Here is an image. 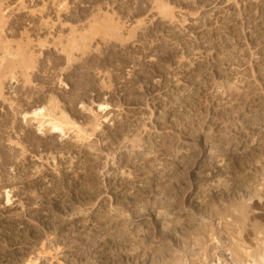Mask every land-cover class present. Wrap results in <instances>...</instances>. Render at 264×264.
<instances>
[{
    "label": "rangeland",
    "instance_id": "374dc122",
    "mask_svg": "<svg viewBox=\"0 0 264 264\" xmlns=\"http://www.w3.org/2000/svg\"><path fill=\"white\" fill-rule=\"evenodd\" d=\"M258 130L264 0H0V264L103 262L124 229L155 231L152 264H193L196 236L185 259L182 236L163 235L172 219L212 227V259L231 264L226 230L196 213V177L229 163L206 166L216 138L241 155Z\"/></svg>",
    "mask_w": 264,
    "mask_h": 264
},
{
    "label": "bare ground",
    "instance_id": "6f19581e",
    "mask_svg": "<svg viewBox=\"0 0 264 264\" xmlns=\"http://www.w3.org/2000/svg\"><path fill=\"white\" fill-rule=\"evenodd\" d=\"M82 54H83V52H82ZM100 54H101V52H100ZM85 56H87V55L85 54ZM60 61H61V59H60ZM60 61H58V62H60ZM69 62H70V58H67V64ZM92 65H95V63ZM69 66H67V67H69ZM71 71H73V70H71ZM26 75H27V73H26ZM86 76H87V74L85 75V77ZM24 79H26V78H24ZM106 107L107 106H103V108H106ZM45 114H46L45 110L41 111V109H39V111H37L35 113L36 116H45ZM262 123H263V121H262ZM255 125L257 126V123ZM258 125H259V123H258ZM261 125L263 126V124H261ZM50 127H51V130L54 132H61L62 131V126L59 124V122H57L54 119H52V121H50ZM250 127H252V126H250ZM257 128L259 129L258 126H257ZM248 131H249V133H253V134L255 131L257 132V130H255V128L252 127L251 130H247V131L245 130L244 133H242V132L238 133L237 134V135H239L238 139L241 138L240 137L241 133L245 134V135L246 134L250 135L247 133ZM259 133H260V135L258 134L259 140H263L264 139V131L263 132L259 131ZM214 141L211 144V149L213 150V156L212 155L208 156L209 160H211V162L208 160L210 163L207 161L209 164L206 162L207 163L206 166L210 165L213 168H218L216 165H214V164L212 165V162H215V160L218 159L217 157H220V158L221 157L222 158L228 157L227 159L229 160V163L226 164V166L223 170L220 168L217 169L216 174H215V176L219 178L217 181L211 180V182H208L209 178L204 175L203 170H201L198 173V176L196 178H198L199 181H204V182H202L203 187L201 186V188L198 189L197 193H196L198 195L197 197L200 200L197 204L198 206L196 207L197 208L196 213H197V215H200L199 217L205 216L206 218H208V220H209V221L207 220L208 222L214 221V220L219 221V223L217 222V225L221 224L220 225L221 229L224 228L226 230L225 232L227 233V235L226 234L225 235L229 237L228 240H230V243H229L230 248L227 246L226 247L229 249L228 252H229L230 256L232 257V260L229 263H231V264H264V186L263 185L261 186L262 189H260V188L258 189V187H257V189L254 190V188H253V184L256 183L254 180L256 178H258L257 176H259V173L262 172L264 169V154H262L264 146L261 145V144L264 145V141L263 142L261 141L260 144L257 142V144L254 145L255 146L254 148L252 147L251 149H249V151L247 153H244V154L241 153V155H240V153H238V149H240L239 148L240 144L243 145V142L241 143V141L237 140V142L230 143L232 149H230L231 152L228 154L227 153L228 150H226L225 147L223 150L221 149V143L222 142H219V140H218V142H219V144H218L217 138H216V141L215 142ZM256 141H258V140H256ZM227 144H229V143H227ZM227 144L226 145L224 144V145L227 146V149H228L230 144H229V146ZM248 148H250V147L248 146ZM248 148H247V150H248ZM203 166H205V165H202L200 168L202 169ZM225 169H226V171H225ZM227 169H228V171H227ZM174 176L176 179V177L179 175L177 174ZM221 177H224V178L221 179ZM171 179H172V176H171ZM179 179L181 180V178H179ZM254 186L256 187V185H254ZM160 190H161L160 192L163 191L162 193L172 192L171 191L172 189L170 190L166 187H165V189H163V187L162 188L160 187ZM173 192H174V190H173ZM165 195H164V197H165ZM246 195H249V196L251 195L250 196L251 202H249V201L246 202L243 200ZM160 197H162V196H160ZM248 200H249V198H248ZM160 203H163V202L160 201ZM174 205H175L174 203H169L168 205L166 204V208L167 209L171 208ZM156 207H158V206H156ZM143 209H144L143 211L138 210V209L135 210L134 213L137 214L136 217H140L142 214L149 211V210L146 211V209H147L146 207L145 208L143 207ZM148 209L152 210V207L148 208ZM153 211H155V210H153ZM138 212H140V213L138 214ZM149 212H151V211H149ZM164 215L163 216L161 215L162 216L161 218H163ZM171 216L172 215H170V217ZM159 218L160 217L157 218L158 224L161 223V222L160 223L158 222L160 220ZM162 220H160V221H162ZM166 220H168V219H166ZM173 220L174 219H172V221H168V222L172 223V226L170 228L167 225L168 227L166 228V230L163 231V235L166 237L169 236V238L170 237L173 238L174 236H176L177 238L178 237L181 238V236H182V239L184 242L181 240L182 246L179 247V249L181 250V252H183V255H182L183 258H185L186 254H187L186 251H187V249H190L189 247L191 244V243L189 244L188 242H185L184 239L189 238L191 235H194V236H196V240L193 241V245L195 244L197 248H196V250H194L191 247L192 249H190V250L192 252L190 253V251H189V253H188L189 257H191V258L197 257L196 258L197 262H199L200 264H202V263L203 264H223L221 262V260H218V261L214 260L215 256H213V254H214L213 251H216L215 250L216 248L213 245H212L213 247L210 246V243L208 242L209 240H211V238L208 236L211 234L213 235L212 230H210V229H212V227L209 229L208 228L209 226L205 223L200 224V226H197V227H194V226L190 227V226H188V225H190L188 223L189 220L186 223L185 222L180 223L179 221L175 222V221H177L176 219L174 221ZM220 221H221V223H220ZM256 221H258V222H256ZM168 224H170V223H168ZM119 225H122L124 227L125 223L124 222H122V223L116 222L115 227L118 228ZM156 226L158 227V225H156ZM213 230H214V228H213ZM223 231H224L223 229H222V231L220 230V232H222L221 234H223ZM153 232L155 233V231H153ZM153 232L151 230L150 231L137 230L135 232L134 236H130L128 234H125L126 230L124 229L119 236H115V237L111 236L112 238L109 237L110 239L108 237H107V239L105 238L106 240L104 239V242H106L107 240H109V241L105 244L102 243V241H101V243L105 245V246L103 245L104 246L103 250L106 248H109L110 250H112V253H110L111 256L108 258V260H104V261L102 260L103 262L97 261L96 263H98V264H110V262H111V264H128L130 262V259H133V261L134 262L136 261L137 264H147L148 261L151 262V264H152V261H153L152 258L153 259L155 258L158 261L159 258H156V257L157 256L160 257V255H162L164 253L161 252L162 250L159 251L158 249L156 250V248H154L155 247V246H153L154 241H151L150 244L147 242L149 236L152 235ZM232 236H235V237H233V240H232ZM223 237H225V236H223ZM92 245H93L94 250H95L94 242L92 243ZM195 245H194V247H195ZM96 247H97L96 249H98V251L96 253H94L95 256H96V254H100V252H102V249L100 250L98 248V246H96ZM158 247H160V246H158ZM228 249H226V250H228ZM114 256H116L115 259H114ZM212 258H214V259H212ZM161 259H159L160 262H161ZM196 259L195 260L191 259L190 260V261H192L191 263L197 264ZM171 261H172V264H181V263L184 264V260L181 258L180 259L179 258L174 259ZM162 262H164L163 259H162ZM167 262L169 263V261H167ZM96 263L93 262V264H96ZM155 263H156V261H155ZM225 264H228L227 261Z\"/></svg>",
    "mask_w": 264,
    "mask_h": 264
}]
</instances>
